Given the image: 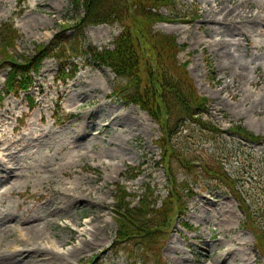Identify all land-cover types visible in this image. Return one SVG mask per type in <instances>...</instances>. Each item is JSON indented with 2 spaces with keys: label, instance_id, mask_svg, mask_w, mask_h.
<instances>
[{
  "label": "rangeland",
  "instance_id": "obj_1",
  "mask_svg": "<svg viewBox=\"0 0 264 264\" xmlns=\"http://www.w3.org/2000/svg\"><path fill=\"white\" fill-rule=\"evenodd\" d=\"M174 2L173 8L163 9L169 20L155 25L154 31L176 36L178 44L185 48L180 59L190 62L188 70L198 93L209 100L205 119L225 131L240 125L264 137V27L229 20L222 26L210 24L212 28L207 30L206 17L213 15L207 14L208 4L214 7L213 0ZM224 6L235 9V14H264V0H255L251 9L239 0L226 1ZM84 14L70 0H0V26L9 22L16 30L11 41L14 49L9 51L23 62L37 56L38 47L48 45L58 34L74 35L73 25ZM219 27L217 31L213 29ZM123 31L119 24L90 26L79 51L91 46L114 49ZM1 61L0 54V91L4 92L9 69ZM75 62V77L63 83L58 80L63 75L59 59H45L38 72L32 73L34 86L29 93L5 96L0 103V151L22 140L8 153L27 167L24 172L29 175L28 186L9 191L0 188V215L5 214L0 221L1 247L12 248L19 239L16 231L8 232L6 226L39 213L48 214L52 208L53 194L36 178L43 165L55 170L53 177L59 187L81 183L93 188L102 199L91 207L79 206L64 212L81 226L59 250L67 252L85 244L73 264H156L158 259L166 264H264V255L256 250L255 235L245 226L247 217L235 193L203 176H187L191 170L179 168L178 164L173 167L177 185L182 188L187 178L191 191L186 198V213L173 217L174 223L164 234L161 256L151 255L156 247L146 254L136 239H131V244L115 241L120 229L118 205L133 208L144 195L148 203L156 200L160 208L167 197L170 185L160 164L162 149L157 146L163 134L160 124L146 112L113 96L117 79L110 68L95 67L81 56ZM240 64L247 70L239 69ZM28 95L35 99L33 110L28 106ZM54 116L63 123L56 124ZM189 142L196 154L199 150L219 156L225 170L237 180L238 192L248 198L250 211L256 213L255 221L264 226V213H258L256 205L264 210V141L243 142L224 134L216 141L195 135ZM2 168L0 159V172ZM196 172L202 173L200 168ZM123 191L132 197L124 198ZM93 211L102 215L105 226L94 238L87 234L93 229ZM65 222L69 221L59 220V226L52 230L58 237L65 234L61 229ZM70 226L76 229L72 223ZM90 239L91 246L86 243ZM52 242L57 244V239ZM1 256L4 261L12 258L6 249Z\"/></svg>",
  "mask_w": 264,
  "mask_h": 264
},
{
  "label": "trees",
  "instance_id": "obj_2",
  "mask_svg": "<svg viewBox=\"0 0 264 264\" xmlns=\"http://www.w3.org/2000/svg\"><path fill=\"white\" fill-rule=\"evenodd\" d=\"M70 2L73 7L85 12L83 16L79 15L73 25L76 33L67 37L65 32L58 34L48 45L38 47L37 56L25 58L24 62L14 58L9 51L14 49L11 41L16 30L13 25L5 22L0 26V43L4 49L0 48L1 63H6L5 68L9 69L5 91H0V103L5 96L29 93L34 86L32 73H37L41 63L48 58L59 59L63 75L58 80L63 83L75 77L78 66L75 60L78 56L87 59L90 64L94 63L95 67L110 68L117 79L113 96L127 105L138 106L160 124L163 136L157 141V146L162 149L160 164L167 173L170 185L160 208H157L156 200L148 203L144 195L133 208L118 205L116 213L120 229L115 241L127 243L136 239L138 246L145 249L146 254L156 247V252L151 255L161 256L160 245L164 241V234L174 223L173 217L186 213V198L191 191L187 178L181 183L182 188L177 185L178 178L173 176V167L178 164L179 168L185 169V166L191 170L188 174L185 172L187 176H203L235 193L247 217L245 226L255 235V247L264 255V226L255 221L256 213L250 211L248 198L238 192L237 180L228 174L223 161L215 152L196 150L199 152L196 154L189 145V139L195 138V135L216 141L227 134L251 143L264 141V137L255 135L240 125H234L225 131L205 119L209 114V100L198 93L188 70L190 62L180 59V53L185 48L178 44L176 36L154 31L155 25L169 20L163 9L173 8L174 0ZM115 24H119L124 31L116 39L114 49L99 50L91 46L83 52L79 51L82 45L80 41H85L84 32L88 27ZM68 45L71 48L65 50L63 46ZM27 97L29 106L33 109L35 99L30 95ZM58 122L62 123L61 120ZM197 168L202 173H197ZM123 193L124 198L131 197L124 191ZM256 205L257 212L264 213L263 208L257 203ZM156 264L166 263L158 259Z\"/></svg>",
  "mask_w": 264,
  "mask_h": 264
},
{
  "label": "bare ground",
  "instance_id": "obj_3",
  "mask_svg": "<svg viewBox=\"0 0 264 264\" xmlns=\"http://www.w3.org/2000/svg\"><path fill=\"white\" fill-rule=\"evenodd\" d=\"M216 4L210 7L207 11V14H213L211 18L206 17L208 22H205L209 28H212L210 24H220L222 26V22L231 21L238 24H255L258 23L264 27V14H254L252 11L245 12L244 15L235 14V9H229L227 6H224V2H232V0H213ZM241 5H245L251 9L252 4L255 3V0H239ZM261 13H264L261 12ZM223 15L222 18H217L216 16ZM219 28H213L215 31ZM235 64V63H234ZM237 67L243 71L247 70L243 64L237 65ZM48 70H44V73ZM264 79V76H263ZM264 83V80L262 81ZM61 125V123H57ZM17 133L20 132V129L16 130ZM120 136L117 139V142L120 143ZM22 140L17 139L15 142H12L9 146L11 150L13 146H19ZM9 149H4L0 151V159L3 163V168L0 173V188L6 187V191H9L13 188H18L21 186L29 185V175L24 172V169L27 167L21 166L19 162H16L12 159L11 154H9ZM42 173L36 178L42 182V184L46 185L47 192L49 194H53L54 200L51 202L52 208L49 209V213L43 212L39 213V215H33L31 217H27L22 221H16L14 225L6 226V230L12 231L15 230L17 233L16 242L14 247H1L0 244V264H73L72 260L83 251L84 243L81 244L79 249L68 250L67 252H61L59 249L63 248L67 245V239L73 234L78 232L77 227L81 226V223L78 220H74L71 215H65V211H69V209H77L79 206L82 207H91L93 204L100 203L102 201L101 197L96 196L97 193L93 188H85L83 184L77 183L72 187H67L64 185L63 187H59L58 182L54 179V171L48 166L42 165ZM69 174V173H67ZM3 191L0 190V193ZM91 210V209H90ZM98 213V212H97ZM5 214L2 213L0 215V221L2 220V216ZM92 218L90 224H93V229L87 231V234L90 237H95V234L104 229L105 226L102 225V215L100 213L96 214V211L91 213ZM67 219L69 222H65L64 226L61 228L65 234L58 237L56 233H53L52 230L59 226L58 221ZM72 223L76 229L70 226ZM0 229L2 230V226L0 223ZM3 233V230L0 234ZM68 234V235H67ZM86 234H83L85 237ZM57 239V244L52 242V239ZM1 243V242H0ZM89 245H92L91 239L86 241ZM6 249L12 255V258L9 260H5L2 258V250ZM250 256L247 255L246 258ZM189 261V260H187Z\"/></svg>",
  "mask_w": 264,
  "mask_h": 264
}]
</instances>
